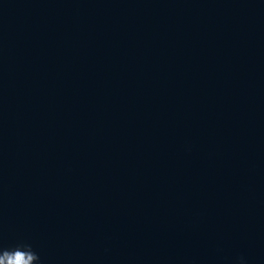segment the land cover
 I'll list each match as a JSON object with an SVG mask.
<instances>
[{
  "label": "water",
  "instance_id": "obj_1",
  "mask_svg": "<svg viewBox=\"0 0 264 264\" xmlns=\"http://www.w3.org/2000/svg\"><path fill=\"white\" fill-rule=\"evenodd\" d=\"M38 264H264V0H0V249Z\"/></svg>",
  "mask_w": 264,
  "mask_h": 264
},
{
  "label": "clouds",
  "instance_id": "obj_2",
  "mask_svg": "<svg viewBox=\"0 0 264 264\" xmlns=\"http://www.w3.org/2000/svg\"><path fill=\"white\" fill-rule=\"evenodd\" d=\"M39 256L29 245L14 249H0V264H38Z\"/></svg>",
  "mask_w": 264,
  "mask_h": 264
}]
</instances>
